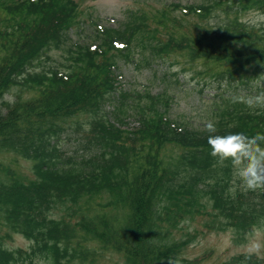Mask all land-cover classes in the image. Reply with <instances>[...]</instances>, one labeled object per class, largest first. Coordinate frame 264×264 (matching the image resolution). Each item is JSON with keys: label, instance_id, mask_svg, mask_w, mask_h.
<instances>
[{"label": "trees", "instance_id": "16d2710c", "mask_svg": "<svg viewBox=\"0 0 264 264\" xmlns=\"http://www.w3.org/2000/svg\"><path fill=\"white\" fill-rule=\"evenodd\" d=\"M81 3L0 0V264H204L214 249L187 255L203 231L187 223L237 239L264 223V187L237 174L248 159L264 166V102L249 95L264 93V23L246 18L264 0H142L74 40ZM169 60L230 90L205 122L172 116L167 87L121 84L120 61ZM130 116L139 127H122ZM15 234L31 246H7Z\"/></svg>", "mask_w": 264, "mask_h": 264}, {"label": "rangeland", "instance_id": "374dc122", "mask_svg": "<svg viewBox=\"0 0 264 264\" xmlns=\"http://www.w3.org/2000/svg\"><path fill=\"white\" fill-rule=\"evenodd\" d=\"M83 11L82 29L80 33L75 29L71 32L74 40H86L87 33L93 28L94 19H101L103 23H118L127 10L138 8L142 0H80ZM246 18L253 22L264 23V13L252 11L246 15ZM86 38V39H84ZM169 62H155L152 67L137 68L133 62L121 63L123 72V83L126 88L144 91L150 89L153 93L162 91L165 87L173 95L170 102V114L181 119H187L194 125H199L207 120L208 104H211L218 96L217 93L230 92L225 84L219 85V82L211 86L212 76H204L196 71L200 68L199 64H189L186 62H175L170 65ZM218 84V85H217ZM125 87V86H124ZM203 91H200V90ZM244 91L247 89L243 88ZM13 91H17L15 88ZM249 95L256 102H264V93L254 87ZM8 100L11 96L7 95ZM3 105L0 104V107ZM5 108V106H3ZM80 132L71 131V137L66 138L62 144L63 147L72 153L77 146ZM77 138V139H76ZM25 169L28 171V162L23 161ZM255 159H248L237 166V174L242 182L251 186L264 187V166ZM187 229L193 230L195 227L203 229L196 240L191 244L187 255H196L207 249H214V255L204 264H218L220 261L230 258L234 254L242 252H257L264 255V223L255 226L245 234L244 239H237L236 233L231 229L225 231H207L203 227L201 218L189 222L185 225ZM11 248L25 247L29 248L32 241L21 234H15L13 240L6 242ZM117 256L108 255L107 264H113ZM172 262L171 264H177ZM39 264H50L47 259H39Z\"/></svg>", "mask_w": 264, "mask_h": 264}]
</instances>
